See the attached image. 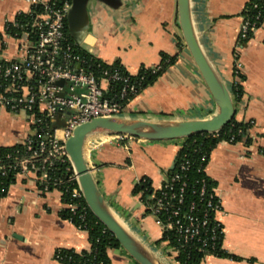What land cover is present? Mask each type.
Wrapping results in <instances>:
<instances>
[{
    "label": "crops",
    "instance_id": "obj_1",
    "mask_svg": "<svg viewBox=\"0 0 264 264\" xmlns=\"http://www.w3.org/2000/svg\"><path fill=\"white\" fill-rule=\"evenodd\" d=\"M249 0H191L199 39L233 93L236 55L244 75L242 95L234 101L235 118L250 124L246 137L220 141L205 167L222 202L217 218L223 224L222 248L239 259L207 254L202 264H264V23L240 48L236 47ZM25 0H0V58L16 55V42L6 23L28 13ZM90 31L84 47L107 64L119 62L135 75L157 68L163 54L176 61L131 99L123 114L150 120L178 121L209 118L217 105L201 77L182 36L177 0H124L114 10L90 3ZM24 111L0 108V145L22 143L30 133ZM180 140H116L91 135L85 156L109 205L130 230L168 264L163 229L146 208L135 185L149 178L154 190L168 179ZM67 208L57 188L42 190L36 173L17 175L0 199V264H64L59 248L90 250L87 230L61 216ZM110 264H139L121 246L108 250Z\"/></svg>",
    "mask_w": 264,
    "mask_h": 264
},
{
    "label": "built area",
    "instance_id": "obj_2",
    "mask_svg": "<svg viewBox=\"0 0 264 264\" xmlns=\"http://www.w3.org/2000/svg\"><path fill=\"white\" fill-rule=\"evenodd\" d=\"M25 1L31 8L40 6L41 11L31 23H6L7 35L16 42V55L12 59L0 58V108L26 112L30 128H39L40 131L38 138L29 133L22 142L27 146L29 155L18 161L17 175L36 173L42 190H61L65 180L53 178L51 174L57 165H65L67 171L73 172L67 181L77 182V186L70 190L72 198L84 199L66 141L75 127L83 122L95 117L122 114L124 107L120 99L137 92L136 82L129 83V77L122 75L118 67L104 68L98 77L94 70L87 67L86 60L75 53L65 30L72 0ZM9 24L19 32L8 33ZM257 29L244 18L236 47L240 48L249 33ZM233 69L236 75L242 69L237 55ZM60 80L64 81L63 85L58 83ZM119 80L123 82L120 99L106 97L105 91L111 83ZM111 136L119 141L140 139L126 134ZM209 157L206 154L202 156L203 164L199 171L205 172ZM192 163L188 157L181 160L172 177L144 201L162 227L163 236L167 231H174L180 241L178 246H174L169 238L163 240L174 264H180L177 256L181 248L187 251L188 247L195 246L204 251L205 256L213 254L224 235L223 224L217 218V213L222 211V202L214 186L209 187L205 178L198 180L199 187L191 189L198 199L186 200V174ZM2 169L6 173L4 165ZM79 206L67 202V208L72 211ZM87 207L81 206L83 211Z\"/></svg>",
    "mask_w": 264,
    "mask_h": 264
},
{
    "label": "trees",
    "instance_id": "obj_3",
    "mask_svg": "<svg viewBox=\"0 0 264 264\" xmlns=\"http://www.w3.org/2000/svg\"><path fill=\"white\" fill-rule=\"evenodd\" d=\"M40 11V6H33L30 12L18 13L14 22L7 23H31L35 15ZM243 17L248 19L256 28L261 27L264 23V0H249L243 10ZM9 25L10 26L7 30L8 33H15L17 31L19 32V30L14 28L12 24ZM65 30L68 37V43L73 45L75 53L79 54L84 60H86L87 67L91 68V70H94L98 77L101 76L102 69L118 67L122 75L129 77V83L136 82L137 92L134 94H128L123 99H120V92L123 85L121 80L113 81L110 87L105 91L106 97L121 100L124 107L123 112L131 99L144 90V88L152 84L165 71V69L172 65L177 59L176 55L169 56L163 54V60L159 67H142L137 74L133 75L129 73L118 61L112 63L113 65L110 66L98 57L91 54L85 47L81 46L69 34L67 20L65 21ZM249 34L250 35L248 38L253 35V33ZM245 40H243V42ZM242 80H244V75L240 72L238 75H236V82L233 85V93L236 99L240 98L242 95ZM249 127L250 123L238 121L236 118H234L218 132L197 133L187 138L177 139L181 141L182 146L180 147L176 157L177 164L169 171L168 179H170L172 175L178 170V163L181 160H183L185 157H188L192 160L193 163L186 174V179L188 181V187L186 188L187 201L198 199V196L192 194L191 192L192 187H199L200 182L198 183V180L201 181V179L205 178L209 187L214 186L213 181L207 176L206 172L198 170L203 164V161L201 160L202 156L205 154L209 156L214 147L220 141L237 142L243 137H246ZM30 133L31 136L35 138L40 136L39 128L36 130L35 127H32ZM28 155L29 151L27 146L23 143L0 145V199L7 195L9 186L17 179V174L19 172V168L17 166L18 161L22 157ZM205 163L206 162H204V164ZM3 165L6 168V173H3ZM72 174L73 172L71 170L67 171L65 169V165L60 164L57 165L51 174L53 178L59 177L65 180V183L60 187V189L63 190L64 201L80 205L75 211H72L70 208H64L61 210L60 214L62 217L72 221L75 225L80 226L82 229L88 231L91 249L76 251L72 248H59L56 251V257L64 264H110L108 250L113 247H120V244L113 233L95 216L89 207L83 211L81 206L87 205L85 199L72 198L70 190L74 186H77V182L75 180L67 181V179H69ZM153 191L154 188L152 187V183L149 178L142 179L135 185L133 189L134 195H139L143 202L148 199V196L151 195ZM199 209H201V207H199ZM167 238H169L170 243L174 246H178L180 244V241L176 237L174 231L165 232V235L160 241H163ZM221 244L217 247V249L212 251L213 254L239 259L236 255L224 250ZM204 256V251L196 249V247L193 246L188 247L187 251L184 249L182 250L181 248L177 256V260L180 262V264H199Z\"/></svg>",
    "mask_w": 264,
    "mask_h": 264
},
{
    "label": "water",
    "instance_id": "obj_4",
    "mask_svg": "<svg viewBox=\"0 0 264 264\" xmlns=\"http://www.w3.org/2000/svg\"><path fill=\"white\" fill-rule=\"evenodd\" d=\"M97 1L117 10L124 0H72L66 20L69 34L84 47L90 31V3ZM179 26L185 45L206 83L217 110L209 118L178 121L150 120L125 114L95 117L77 125L66 141V148L84 199L95 216L113 233L120 246L139 264H168L151 251L113 210L101 192L85 156V143L95 134H126L149 141H170L197 133H215L230 123L236 114L231 89L206 53L195 27L191 0H177ZM63 85L64 81L60 80ZM176 161H174V166ZM174 168V167H173Z\"/></svg>",
    "mask_w": 264,
    "mask_h": 264
}]
</instances>
